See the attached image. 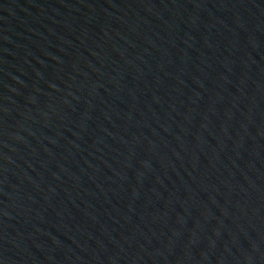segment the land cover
<instances>
[{"label": "water", "instance_id": "95a60500", "mask_svg": "<svg viewBox=\"0 0 264 264\" xmlns=\"http://www.w3.org/2000/svg\"><path fill=\"white\" fill-rule=\"evenodd\" d=\"M0 264H264V0H0Z\"/></svg>", "mask_w": 264, "mask_h": 264}]
</instances>
